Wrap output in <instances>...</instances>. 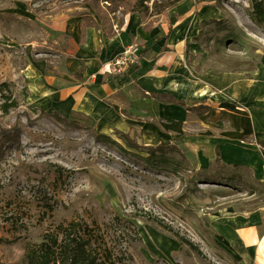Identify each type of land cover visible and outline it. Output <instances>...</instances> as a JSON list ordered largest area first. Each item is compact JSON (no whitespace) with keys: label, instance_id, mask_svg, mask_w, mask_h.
Returning <instances> with one entry per match:
<instances>
[{"label":"rangeland","instance_id":"374dc122","mask_svg":"<svg viewBox=\"0 0 264 264\" xmlns=\"http://www.w3.org/2000/svg\"><path fill=\"white\" fill-rule=\"evenodd\" d=\"M195 3L169 29L182 102H154L132 73L109 102L123 122H91L79 100L61 118L43 110L34 78L66 73L38 19L87 1L0 0V105L17 102L0 127L20 128L0 147V264H23L27 244L74 219L122 231L130 264H264V240L240 237L264 226V24L249 0ZM109 11L123 18L117 1Z\"/></svg>","mask_w":264,"mask_h":264},{"label":"crops","instance_id":"0c3cea01","mask_svg":"<svg viewBox=\"0 0 264 264\" xmlns=\"http://www.w3.org/2000/svg\"><path fill=\"white\" fill-rule=\"evenodd\" d=\"M68 6L58 8L59 11L38 19L39 24L49 30L52 46L57 50L59 48V52L67 56L63 63L66 73H51L46 79L34 77L38 80L36 94L48 101L41 103L43 110L49 109L54 112L52 115L61 118L63 111L79 100V107L74 109L82 111L91 122H123L113 115L109 102L113 101L116 88L131 83L129 80L132 78L128 75L132 73L139 75V85L142 88H149L154 94V102H182L183 98L177 95L185 92L184 88H178L180 80L183 79L174 74L178 52L172 48L180 49L182 42L177 36L174 37L169 29L174 28L181 18L182 21L185 19L184 10L189 12L195 8V0H179L174 7L166 8L161 14L150 15L148 12L145 23L140 15L142 13L130 11L123 16L120 29L117 21H114L111 37H106L101 28L95 29L94 23L100 24L90 6ZM179 10L181 15L175 16L177 21L173 23L172 16L177 15L176 11ZM145 25L147 30L143 28ZM133 42L141 45V53L147 49V54L140 60V66H137V71L132 69L122 76H112L100 71L124 45ZM95 90L101 91L98 94L100 100L94 97ZM245 100L247 97L243 99ZM258 217L261 219L260 224L264 223V208L259 211ZM263 227L260 225L259 230L255 227L243 228L240 237L244 244L251 247L261 239L264 240V232L261 231ZM257 257L259 258L258 255Z\"/></svg>","mask_w":264,"mask_h":264},{"label":"trees","instance_id":"16d2710c","mask_svg":"<svg viewBox=\"0 0 264 264\" xmlns=\"http://www.w3.org/2000/svg\"><path fill=\"white\" fill-rule=\"evenodd\" d=\"M92 7L99 24L94 23L95 29L101 28L106 37H111L114 31V11H109L113 1H117L124 9L123 16L130 11H149L150 15L161 14L163 7L154 2L148 8L150 0H85ZM89 1H93L92 4ZM251 18L257 24H264V1L249 0ZM115 10V9H114ZM116 11V10H115ZM84 20V18H82ZM123 20H117L118 26ZM147 49L140 54L142 59ZM138 67L133 70L137 71ZM6 86V85H5ZM5 100L0 105V111L7 115L11 109L17 108V102L12 96H2ZM177 102L176 100H174ZM20 128L0 127V147L13 143L18 144ZM112 226L107 227L96 222L87 223L81 219H74L65 224H59L52 230L45 232L39 243L27 244L23 256V264H130L131 256L123 248L122 231L110 232Z\"/></svg>","mask_w":264,"mask_h":264},{"label":"built area","instance_id":"2783aa9c","mask_svg":"<svg viewBox=\"0 0 264 264\" xmlns=\"http://www.w3.org/2000/svg\"><path fill=\"white\" fill-rule=\"evenodd\" d=\"M140 54L141 46L138 44L125 45L119 53L100 68V71L112 76L126 75L139 65Z\"/></svg>","mask_w":264,"mask_h":264}]
</instances>
